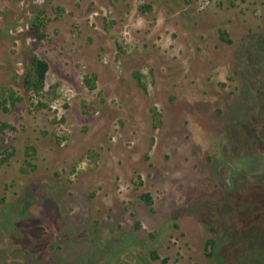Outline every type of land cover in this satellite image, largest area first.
<instances>
[{"label": "rangeland", "instance_id": "rangeland-1", "mask_svg": "<svg viewBox=\"0 0 264 264\" xmlns=\"http://www.w3.org/2000/svg\"><path fill=\"white\" fill-rule=\"evenodd\" d=\"M0 264H264V0H0Z\"/></svg>", "mask_w": 264, "mask_h": 264}, {"label": "trees", "instance_id": "trees-1", "mask_svg": "<svg viewBox=\"0 0 264 264\" xmlns=\"http://www.w3.org/2000/svg\"><path fill=\"white\" fill-rule=\"evenodd\" d=\"M44 22L40 15H37L32 23L33 33L38 38L45 37L44 32ZM223 34V33H221ZM48 70V63L46 60L33 55L30 60V70L26 74L24 79V85L28 91H33L35 93H39L43 90L45 85L46 73ZM142 198L145 202L151 203V198L149 194H142ZM151 257L154 259H158L159 255L155 251L151 253ZM164 262L166 259H162Z\"/></svg>", "mask_w": 264, "mask_h": 264}]
</instances>
